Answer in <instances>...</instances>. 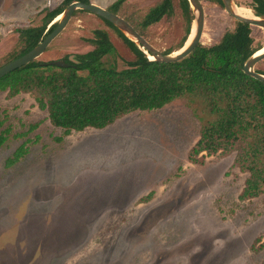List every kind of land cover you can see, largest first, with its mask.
Listing matches in <instances>:
<instances>
[{
	"label": "rangeland",
	"instance_id": "obj_1",
	"mask_svg": "<svg viewBox=\"0 0 264 264\" xmlns=\"http://www.w3.org/2000/svg\"><path fill=\"white\" fill-rule=\"evenodd\" d=\"M115 1L88 4L108 9ZM158 1L129 0L120 15L137 24ZM62 2L0 0V67L22 47L17 30L38 26ZM202 6L201 43L214 44L235 20L218 5ZM173 8L146 31L159 51L176 49L185 34L179 0ZM100 29L117 52L116 69L126 68L133 55L121 39L80 10L37 61L86 54ZM251 37L264 47V29L252 27ZM255 68L264 71V60ZM199 129L176 100L65 134L31 95L0 92V264H264V194L239 199L248 173L234 165L236 152L191 163ZM20 148L24 155L6 167Z\"/></svg>",
	"mask_w": 264,
	"mask_h": 264
},
{
	"label": "trees",
	"instance_id": "obj_2",
	"mask_svg": "<svg viewBox=\"0 0 264 264\" xmlns=\"http://www.w3.org/2000/svg\"><path fill=\"white\" fill-rule=\"evenodd\" d=\"M127 1L116 0L107 10L121 17L119 9ZM199 1L222 8L221 0ZM250 1L248 8L254 16H264V0ZM73 2L88 4V0H63L58 7L46 10L38 26L18 29L22 47L5 64L43 41L55 29L53 21ZM179 6L185 34L176 49L161 51L164 55L180 50L191 31L193 15L187 0H179ZM173 12V0H159L137 24L121 18L147 41V29L172 17ZM101 20L133 55L126 68L116 69L117 52L108 32L100 29L88 41L92 50L75 56L76 64L64 59L67 67L58 68L37 60L30 62L0 78V92L7 91L8 98L31 95L38 108L47 112L49 122L65 134L102 130L130 113L159 110L183 100L200 125L188 160L201 164L203 156L236 152L234 165L248 173L239 199L264 194V82L243 72L246 60L263 48L251 37V27L235 21L234 28L225 31L216 43L200 42L185 59L160 63L149 61L133 42ZM255 72L264 75L256 68ZM5 133L0 136V146L6 140ZM24 153L18 149L6 160V167Z\"/></svg>",
	"mask_w": 264,
	"mask_h": 264
},
{
	"label": "water",
	"instance_id": "obj_3",
	"mask_svg": "<svg viewBox=\"0 0 264 264\" xmlns=\"http://www.w3.org/2000/svg\"><path fill=\"white\" fill-rule=\"evenodd\" d=\"M187 2L193 15L190 34L183 47L180 50L169 55H164L161 51L153 47L149 42H147L135 31L131 24H129L120 16L94 4L73 2L63 10V12L59 15L60 18H58V20H54L53 23H56L55 29L50 34H48L43 41H41L35 48H33L28 53L0 67V78L22 66L29 64L30 62L36 61L37 58H39L46 51L49 45L63 32L68 22L72 18L74 12L77 10L85 11L110 23L118 31H120L128 40L133 42L138 47V49L144 53V55L148 58L149 61H156L160 63L179 62L188 57L195 50L197 45L201 42L204 28V8L201 2L199 0H187ZM221 3L222 8L226 12V14L233 18L235 21L242 24H247L251 28L256 27L264 29V16H254L253 18H245L235 12V5L233 4L232 0H221ZM263 49L264 47L262 48V51ZM68 60L71 63H77L74 56L69 57ZM263 60L264 52L260 54L259 52L255 53L244 63L243 72L258 81L264 82V75L255 72L256 65H258ZM49 64L58 68L67 67V65L63 61H53L49 62Z\"/></svg>",
	"mask_w": 264,
	"mask_h": 264
},
{
	"label": "bare ground",
	"instance_id": "obj_4",
	"mask_svg": "<svg viewBox=\"0 0 264 264\" xmlns=\"http://www.w3.org/2000/svg\"><path fill=\"white\" fill-rule=\"evenodd\" d=\"M235 12H236L238 15L243 16V17H245V18H253V17H254V14L251 12V10H250L249 8H247V7H244V6H235ZM58 18H60V16L57 17L55 20H58ZM190 39H191V38H190ZM190 39H189V41H190ZM187 44H188V43H187ZM258 52H259V54H260V53L264 52V49H263V51H262V49H261V50H259ZM256 53H257V52H256Z\"/></svg>",
	"mask_w": 264,
	"mask_h": 264
}]
</instances>
